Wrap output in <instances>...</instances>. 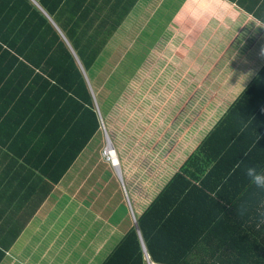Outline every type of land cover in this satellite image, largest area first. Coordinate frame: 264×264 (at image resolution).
<instances>
[{
  "label": "crops",
  "instance_id": "crops-1",
  "mask_svg": "<svg viewBox=\"0 0 264 264\" xmlns=\"http://www.w3.org/2000/svg\"><path fill=\"white\" fill-rule=\"evenodd\" d=\"M79 1L86 4L83 20L92 40L106 38L89 72L78 61L90 92L96 100L89 73L99 77L106 62L118 57L114 67L119 70L123 61L120 77L136 70L120 99L122 114L133 120L122 131L126 141L120 150L102 121L101 140L95 144V135L79 154L78 120L70 125L75 137L69 148L62 149L65 122L75 109L64 111L63 120L58 111L48 112L45 98L33 96L29 86H17L0 73L6 76L0 79V252L5 254L0 264H99L111 238L122 228L128 232L126 215L113 222L112 198L126 211L132 190L144 213L186 168L184 160L166 173L175 157L188 146L187 160L210 131L203 121L193 130L191 124H198L185 118L191 100L199 109L203 96H218L219 110H228L264 67V0ZM38 108L40 116L34 115ZM192 132V144H182ZM158 136L162 145L151 148L149 140ZM109 143L118 166L104 154ZM175 147L182 149L175 154Z\"/></svg>",
  "mask_w": 264,
  "mask_h": 264
},
{
  "label": "trees",
  "instance_id": "trees-1",
  "mask_svg": "<svg viewBox=\"0 0 264 264\" xmlns=\"http://www.w3.org/2000/svg\"><path fill=\"white\" fill-rule=\"evenodd\" d=\"M85 5L0 0V73L17 86H29L33 96L45 98L48 112L58 111L63 120L64 111L75 109L65 122L62 149L69 148L75 137L70 125L78 120L79 154L102 130V121L120 150L126 141L122 131L133 119L122 114L121 98L110 111L97 110L78 63L89 72L106 41L92 40L83 20ZM214 99L209 101L217 113L203 121L210 131L184 161L186 168L137 219L142 235L133 227L102 264H147L143 240L154 264H264V189L245 174L250 166L264 170V67L230 109L219 110L223 100ZM181 149L175 147V154ZM0 254L1 263L5 254Z\"/></svg>",
  "mask_w": 264,
  "mask_h": 264
},
{
  "label": "rangeland",
  "instance_id": "rangeland-1",
  "mask_svg": "<svg viewBox=\"0 0 264 264\" xmlns=\"http://www.w3.org/2000/svg\"><path fill=\"white\" fill-rule=\"evenodd\" d=\"M146 35H149L148 32H145V36ZM105 51H106V56H107V48L105 49ZM116 60L118 62V60H119L118 57L116 58ZM117 62L107 61L106 62V66L104 67V71L102 72V74L100 76L98 75L99 77H97V76L94 77V72L89 73L90 75H89L88 78L90 80L91 89H95V92H96V104H97V110L98 111L100 109L102 111L103 110L110 111L112 109V107L114 105H116V103L122 97L121 96L122 88H124V86H127L129 84V82L131 83L132 79L134 78L133 76L136 73V70H134V72H133L131 77H127V78L120 77L118 75V73H119V70H120V68H121V66L123 64V61L120 62L119 70L116 69V67H114V64H117ZM213 98H216V97H213L212 95L203 96V98L200 99L199 109H195L198 104L194 107L193 100H191L190 105L188 104L190 113L188 114V112H186L187 117H185V118L190 117V118L195 120L194 123L198 124V125H196V124L192 125L190 123L193 130H197L199 126L200 127L202 126V125H199L202 121H204V120L209 121L210 118L212 117V115L217 113V106L214 105V104H213L214 106H212L210 104V101H208V102L205 101L206 99L213 100ZM182 100L184 102L188 101V95L185 96V98H183ZM207 112H210V113L212 112V114L208 115ZM200 113H201V115L204 114L205 116H204L203 119H200V121H199L198 120L199 117L196 116V115H198ZM190 118H188V119H190ZM184 120L186 121V119H183V121ZM183 124H184V122H182V125ZM162 134L163 133H162V130H161L160 131V135H162ZM193 134L194 133L192 132L191 135H190V140H185V141L182 142V144L183 143L192 144V142L196 139V137L194 138ZM110 136H111V134H110ZM158 139H160V136L149 140L151 148H153L155 145H158V146L162 145V143H160L162 141H159ZM100 140H101V135L98 134L97 137H96L95 144H97ZM175 146H179V144L177 142H175ZM107 147H108V145L107 146L104 145V147H103L104 151H105V149H107ZM114 147H116V149H118L117 145H114ZM190 151H191V149L187 146L185 148V150H184L183 155H181V157H177V156L175 157L176 161H175L174 165L170 164L167 167V172L166 173H169L171 168H176L177 166L179 167L183 163V161L186 160V158L188 157V154H189ZM128 191H129L130 196H129V200H128V198H126V207H127L126 211H125L123 205L121 206V209H120L118 207V205H117V201L114 200V198H112L111 213H112V216H113V213H114L113 222H114V220H118L120 217H121L122 221L125 220V215H126L127 218H128V227H126V231L129 232L132 229L131 227L132 226L135 227V225H136V227L139 230L140 235H142L141 231L139 229L138 220H136V217L139 218L143 213L142 214L139 213L140 209L138 208V206L135 203L134 191L129 190V189H128ZM138 192H140V191H138ZM141 194H144V193L141 191ZM122 198L125 199V193L123 191H122ZM132 222H134V225H133ZM125 233L126 232H124V229L122 228L121 231L117 232V236H114L113 238H111V245L109 246L108 251L105 252L101 256V258L98 260V261H100L99 264H101L104 261V259H106L110 255V253L114 250V248H116L118 246V244L124 238ZM142 240H143V238H142ZM143 244H144L145 252L147 254V264H149V262H152V261H151V259L149 257L148 250L146 248L144 240H143ZM107 253H109V254L107 255V257H105V255Z\"/></svg>",
  "mask_w": 264,
  "mask_h": 264
},
{
  "label": "clouds",
  "instance_id": "clouds-1",
  "mask_svg": "<svg viewBox=\"0 0 264 264\" xmlns=\"http://www.w3.org/2000/svg\"><path fill=\"white\" fill-rule=\"evenodd\" d=\"M114 165L118 166V164ZM245 174L257 188L264 189V170L258 169L256 166H250L246 169Z\"/></svg>",
  "mask_w": 264,
  "mask_h": 264
},
{
  "label": "bare ground",
  "instance_id": "bare-ground-1",
  "mask_svg": "<svg viewBox=\"0 0 264 264\" xmlns=\"http://www.w3.org/2000/svg\"><path fill=\"white\" fill-rule=\"evenodd\" d=\"M109 145H110V143H109ZM108 145V146H109ZM114 150V148L110 145L109 147H108V151H107V149H106V151H107V155L113 160V159H116V160H114V161H116V164H119V160H117L118 158H117V155H116V152H114L113 151Z\"/></svg>",
  "mask_w": 264,
  "mask_h": 264
},
{
  "label": "built area",
  "instance_id": "built-area-1",
  "mask_svg": "<svg viewBox=\"0 0 264 264\" xmlns=\"http://www.w3.org/2000/svg\"><path fill=\"white\" fill-rule=\"evenodd\" d=\"M109 145V144H108ZM111 145V144H110ZM112 146V145H111ZM104 154L107 156V160L109 161V162H111L112 164H116V161H114V160H116V159H111L108 155H107V151H105L104 152ZM149 264H154V263H152V262H149Z\"/></svg>",
  "mask_w": 264,
  "mask_h": 264
}]
</instances>
